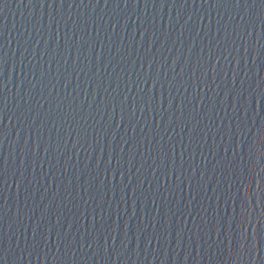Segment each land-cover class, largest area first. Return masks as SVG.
I'll return each mask as SVG.
<instances>
[{"label":"water","instance_id":"obj_1","mask_svg":"<svg viewBox=\"0 0 264 264\" xmlns=\"http://www.w3.org/2000/svg\"><path fill=\"white\" fill-rule=\"evenodd\" d=\"M0 264H264V0H0Z\"/></svg>","mask_w":264,"mask_h":264}]
</instances>
